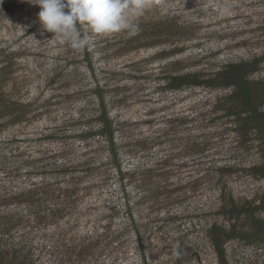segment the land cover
I'll use <instances>...</instances> for the list:
<instances>
[{
	"label": "rangeland",
	"instance_id": "obj_1",
	"mask_svg": "<svg viewBox=\"0 0 264 264\" xmlns=\"http://www.w3.org/2000/svg\"><path fill=\"white\" fill-rule=\"evenodd\" d=\"M147 2L130 17L135 35L98 36L81 25L92 47L77 50L43 31L39 6L0 0V249L25 245L31 264H177L181 247L185 264H264V235L253 239L254 230L224 238L223 260L210 240L214 225L243 231L251 223L224 215L232 204L258 207L253 215L264 220V178L250 171L261 161L257 133L246 143L228 130L214 109L228 91L171 92L161 80L180 67L168 66L174 60L209 72L254 55H263L255 78L264 79V0ZM158 24L176 32L146 47ZM174 47L181 53L165 58ZM96 90L119 130L121 181L103 165L104 139L80 137L98 128ZM71 162L96 169L81 183L89 189L80 225L42 223L41 188L85 175L53 170ZM106 224L109 239H97ZM86 240L91 250L80 252Z\"/></svg>",
	"mask_w": 264,
	"mask_h": 264
},
{
	"label": "trees",
	"instance_id": "obj_2",
	"mask_svg": "<svg viewBox=\"0 0 264 264\" xmlns=\"http://www.w3.org/2000/svg\"><path fill=\"white\" fill-rule=\"evenodd\" d=\"M163 27L162 24L152 27L151 36L149 37L150 40H147L146 47L155 46L158 39H164L163 37H167L173 34V32H176L171 26H168V28ZM179 32L182 34L181 31ZM180 51L181 50L174 47L165 52V58H173L181 53ZM262 57L263 55H254L252 58L246 60L224 62L217 66L216 69L209 72L188 70L186 64V69H184L181 66L182 62L174 60L170 62L168 66L173 68L174 66L178 67V65H180V67L174 68L172 71L168 72L161 80H164V86L171 92L189 88L228 91L214 102V109L216 112L220 113L222 119L226 120L227 124L230 126L228 130L235 133L239 140H244L248 143L251 141L253 133H257L261 143L259 151L261 161L258 165H254L250 171L264 178V112L261 109L264 105V79L255 78V75L260 71V66L263 63ZM86 59L88 70L93 72L90 58L86 57ZM95 95L98 101V114L96 116L98 128L93 132H84L80 137L82 136L84 139H90L92 137L104 139L105 145L100 147L106 150V163L103 165L112 166L117 177H119L121 181L124 178V174L122 162L120 160L121 153L117 148L118 141L115 136L119 130H117L116 126H114L108 118V112L103 101V92L101 90H96ZM107 159L109 162H107ZM74 163L75 162H71L69 166L63 165L61 168L57 169L53 168V170L61 174L81 172L85 173V175L67 177L66 180L60 182L56 180L50 184H46L44 188H41L39 192L41 198L38 197L37 199L36 212L38 217L41 215L40 220L42 223L51 217L56 222L54 225L58 224L60 226L65 220L71 222V224L68 223L67 228L72 226V229H75L74 227L78 224L80 225V218L77 215L78 207L81 201L85 199L83 192H88L84 191V189H89L81 187V183L85 177L92 174L96 169L87 166L79 171L77 169L79 164L74 165ZM227 168V166H222L217 168V170L223 174L229 172ZM101 182L103 181H100V183ZM81 194L82 196H80ZM231 206L232 208L230 207L223 212L224 215L233 219L234 222H237L242 216L248 217L251 223L243 231L236 230L234 226L232 231H226L219 225H214L211 228L210 240L219 260H223L224 238H231L233 236L232 234H240L239 237H245L247 235L246 231L253 230L255 231V234L252 235L253 239L262 238L264 235V220L253 215L258 207H253L252 209L249 207L238 208L233 204ZM131 225H133V222ZM102 229L103 233L96 238L109 239L108 236L111 230V224H106ZM115 239H117L116 236L112 238V240ZM91 244V241L88 242L86 240V242L80 246L79 251L91 250ZM181 248L178 249L179 253H177L176 256L177 264H185V260L182 259L184 253L181 251ZM0 264H31V260L29 259V248L25 245H20L19 248L16 249H0Z\"/></svg>",
	"mask_w": 264,
	"mask_h": 264
},
{
	"label": "clouds",
	"instance_id": "obj_3",
	"mask_svg": "<svg viewBox=\"0 0 264 264\" xmlns=\"http://www.w3.org/2000/svg\"><path fill=\"white\" fill-rule=\"evenodd\" d=\"M39 6L38 21L44 32L69 44L73 49L92 47L79 26H87L98 36L127 32L135 35L139 26L130 17L141 15L147 0H25ZM227 13L228 9L223 10Z\"/></svg>",
	"mask_w": 264,
	"mask_h": 264
}]
</instances>
